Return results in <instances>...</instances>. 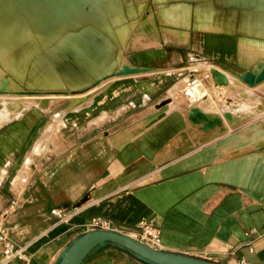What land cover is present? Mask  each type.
Listing matches in <instances>:
<instances>
[{
  "label": "crops",
  "instance_id": "0c3cea01",
  "mask_svg": "<svg viewBox=\"0 0 264 264\" xmlns=\"http://www.w3.org/2000/svg\"><path fill=\"white\" fill-rule=\"evenodd\" d=\"M35 1L28 10L36 9ZM37 1L44 8L33 13L36 31L55 34L44 44L33 37L15 45L16 37L32 32L16 0L0 11V58L9 68L0 63V71L16 86L0 85V213L19 250L0 264H54L94 216L133 238L138 222L152 221L163 251L221 264H264V120L236 126L232 113L219 117L200 106L192 118L191 105L179 98L190 66L207 65L210 75L222 70L211 63L232 68L237 37L199 15L197 27L207 21L208 30L158 38L134 32V47L148 46L134 56L112 54L89 46L93 33L72 35L85 26L105 29L108 19L120 46L144 0L127 9L120 0H87L79 9L57 0L53 14L45 13L49 0ZM254 6L264 12V0ZM182 15L188 26L190 6ZM260 50L255 71L264 66ZM111 64L118 71L145 70L112 75ZM82 264L149 263L105 245Z\"/></svg>",
  "mask_w": 264,
  "mask_h": 264
},
{
  "label": "rangeland",
  "instance_id": "374dc122",
  "mask_svg": "<svg viewBox=\"0 0 264 264\" xmlns=\"http://www.w3.org/2000/svg\"><path fill=\"white\" fill-rule=\"evenodd\" d=\"M33 1L34 0H16V3H18L19 6L24 7L25 10H21L19 7L18 9H20V13H23L24 24H28L32 32L30 34L22 35L23 37H16L15 45L25 39L33 37L40 41V43L44 44L55 37L54 33L36 31L39 28H35L34 26L35 22L33 20L36 18L33 13L38 11V9L43 11L44 6L42 8L40 5V7L38 6L36 9L28 10V8L32 6ZM54 1L57 0H49L50 3L47 6L46 14L54 13L55 6L53 11L50 10ZM139 1L140 0H120V3L123 5L124 9H127L130 6V3L133 2V4L137 5ZM144 1V10L139 14V18L135 22L126 41L120 46L115 42V35L108 23V19L105 21V29L97 30L92 26H85L80 28L73 34V36L85 37L93 33L95 38H92L91 40L94 42L99 40L100 42L98 44L91 42L89 46L95 45L97 51H100V49L105 46L107 50H111L112 54L120 51L122 55L130 56L134 50H137L136 52L138 53V50L140 51L141 48L148 46L145 43H140L139 46L134 47V32L150 33L154 34L152 36L158 38L163 32L174 30H208L205 27L207 21H202L204 23L197 27L196 22L200 15L203 18L208 16L210 20L209 22L217 25L224 32L233 33L238 40L236 48L237 55L235 57L236 60L233 64H230V67H232L231 69L234 71L227 68L226 63H211L212 66L219 67L227 72L242 73L245 70L252 68L253 64L263 56L260 49L264 48V12L256 9L254 6L255 0H252L247 5H241L238 0H167L162 5H157L153 0ZM60 2L65 8L74 6L79 9V7H85L87 0H58L59 4ZM2 4L7 5L6 0H0V5ZM184 6H190L192 11L191 22L188 26H185L182 20V10ZM109 18L112 21L115 20L114 15L110 13ZM69 59L70 55L64 56V62L66 64ZM0 63L9 70L1 58ZM111 65L115 66L117 64ZM68 66L69 65L64 67ZM116 68L117 67L115 66V69ZM190 68L193 73H196L198 79H200V82L202 83V85L197 87V96H199L200 99L192 104L191 107L200 106L203 108V111L219 117H222L224 112H230L236 117V119H234L236 126L259 119L264 120V81L260 84L249 86L242 82L241 78L238 80L235 75L230 74V81L227 85H215L214 87L210 75L208 78H204L205 74H209V66L194 65L190 66ZM104 73H107V71L101 72V75ZM98 76L99 75L95 74L94 78H87L82 84L90 83ZM208 81L210 82V85L207 84ZM262 84L263 86L261 87ZM0 85H3L8 89L16 88V86L8 83L1 71ZM181 88L182 87L179 88V98L181 102L186 104L187 100L181 95ZM223 122V127H226V130H228L230 122H225L224 120Z\"/></svg>",
  "mask_w": 264,
  "mask_h": 264
},
{
  "label": "water",
  "instance_id": "95a60500",
  "mask_svg": "<svg viewBox=\"0 0 264 264\" xmlns=\"http://www.w3.org/2000/svg\"><path fill=\"white\" fill-rule=\"evenodd\" d=\"M7 1V0H6ZM2 6V7H1ZM6 5H0V11ZM73 36V35H72ZM74 38L76 39L77 36ZM143 68H129L125 66L122 70L112 73V75H123L144 71ZM211 77L216 85H226L227 79L217 70H211ZM264 81V66L256 72L254 67L242 72V82L249 86H254ZM97 83V82H96ZM84 91V90H81ZM24 93V92H20ZM41 93V92H31ZM198 114V108L191 107L190 115L192 118ZM198 118V117H196ZM195 118V119H196ZM205 128V127H204ZM206 129V128H205ZM112 245L123 249L140 260L149 264H221L203 258L189 256L180 253L163 251L152 248L137 239L116 231V230H88L75 238L70 245L62 251L54 264H82L84 259L96 249Z\"/></svg>",
  "mask_w": 264,
  "mask_h": 264
},
{
  "label": "built area",
  "instance_id": "2783aa9c",
  "mask_svg": "<svg viewBox=\"0 0 264 264\" xmlns=\"http://www.w3.org/2000/svg\"><path fill=\"white\" fill-rule=\"evenodd\" d=\"M210 75L205 74L204 78H208ZM210 78L211 75H210ZM199 79L196 73L190 72V75L185 78L181 85V93L183 97L190 103V105L194 104L198 99L196 95L197 83ZM3 213H0V245L2 247V257L0 259V263L7 262L12 259L15 255L18 254L19 250L16 248L13 240L10 237L9 231L7 227L4 225L2 221ZM85 227L87 230H115L111 222L108 219H105L100 216H94L90 218L86 223ZM137 233L134 238L138 241L152 247L158 249L160 246V232L159 228L150 220H141L138 222ZM240 264H243V260H240Z\"/></svg>",
  "mask_w": 264,
  "mask_h": 264
},
{
  "label": "bare ground",
  "instance_id": "6f19581e",
  "mask_svg": "<svg viewBox=\"0 0 264 264\" xmlns=\"http://www.w3.org/2000/svg\"><path fill=\"white\" fill-rule=\"evenodd\" d=\"M38 4H39V1H35L34 3H33V8H37V6H38ZM21 24V23H20ZM125 65V64H124ZM124 65H122V68L124 67ZM261 65V64H260ZM115 66L117 67L116 69H115ZM112 65L110 68H109V72H111V73H115V72H118V69L120 68L119 66H117V65ZM119 67V68H118ZM255 69H256V67H255ZM261 69V68H260ZM215 70H217V71H219L221 74H223L225 77H226V79H227V83L230 81V74L229 75H225L226 73H224L222 70H219V69H215ZM259 70H257L256 72H258ZM236 76V78L238 79V80H240V78L242 79V75L240 74H236L235 75ZM258 84H260V83H258ZM197 85L198 86H200V85H202V83L200 82V79H199V82L197 83ZM222 86V85H221ZM263 86V84L261 85V87ZM201 89H203V88H201ZM205 90V89H204ZM204 90H202V91H204ZM196 95H197V90H196ZM200 95H202V94H200ZM197 99H200L199 98V96H197ZM201 100H203V99H201ZM200 103V102H199ZM198 103V104H199ZM201 104V103H200ZM228 113V112H227ZM225 117H229L228 115L226 116L225 115Z\"/></svg>",
  "mask_w": 264,
  "mask_h": 264
}]
</instances>
